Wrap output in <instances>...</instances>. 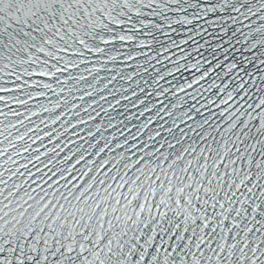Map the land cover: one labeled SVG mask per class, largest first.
I'll use <instances>...</instances> for the list:
<instances>
[{"label":"snow or ice","instance_id":"6c2138e0","mask_svg":"<svg viewBox=\"0 0 264 264\" xmlns=\"http://www.w3.org/2000/svg\"><path fill=\"white\" fill-rule=\"evenodd\" d=\"M0 264H264V0H0Z\"/></svg>","mask_w":264,"mask_h":264}]
</instances>
